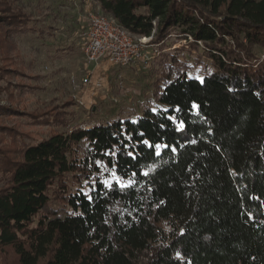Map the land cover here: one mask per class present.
I'll use <instances>...</instances> for the list:
<instances>
[{"label": "trees", "instance_id": "1", "mask_svg": "<svg viewBox=\"0 0 264 264\" xmlns=\"http://www.w3.org/2000/svg\"><path fill=\"white\" fill-rule=\"evenodd\" d=\"M94 1L159 48L191 38L215 70L189 76L164 53L138 114H46L47 138L0 149V264H264V0ZM1 13L8 54L37 27Z\"/></svg>", "mask_w": 264, "mask_h": 264}, {"label": "rangeland", "instance_id": "2", "mask_svg": "<svg viewBox=\"0 0 264 264\" xmlns=\"http://www.w3.org/2000/svg\"><path fill=\"white\" fill-rule=\"evenodd\" d=\"M95 4L94 0H0V19L1 10L11 8L34 19L37 27L34 33L11 36L8 43L14 51L7 54L0 46L1 150L17 151L24 143L47 138L55 129L39 120L46 114L71 113L85 125L138 114L154 101V84L163 75L159 58L164 53L179 57L190 69L189 76L203 74V64L215 70L192 48V39L174 35L160 48L150 41L157 53L149 70L120 68L109 60L88 64L82 32ZM253 51L264 55L259 48ZM102 168L109 173L105 165ZM6 257L3 264H16L14 256Z\"/></svg>", "mask_w": 264, "mask_h": 264}, {"label": "built area", "instance_id": "3", "mask_svg": "<svg viewBox=\"0 0 264 264\" xmlns=\"http://www.w3.org/2000/svg\"><path fill=\"white\" fill-rule=\"evenodd\" d=\"M89 15L88 25L82 32L83 53L88 64L109 60L120 68L150 69L157 53L150 42L152 36L134 37L115 18L104 14L97 2Z\"/></svg>", "mask_w": 264, "mask_h": 264}, {"label": "snow or ice", "instance_id": "4", "mask_svg": "<svg viewBox=\"0 0 264 264\" xmlns=\"http://www.w3.org/2000/svg\"><path fill=\"white\" fill-rule=\"evenodd\" d=\"M198 107H199V106H198L196 103H193V104H192V108H193V109H198ZM177 127L180 128V129H183V128L185 127V125H184V123L181 121V122H179V124L177 125ZM144 143L147 144L148 141H144ZM155 147H156V149H157L156 154L159 155V154H160V152H159L160 145H155ZM130 155H131V154H130ZM96 163H97V165H100V164H101V161H97ZM103 170H104V169L102 168V171H103ZM111 175H112V178L115 179V180L117 181V183H120V178H119V176L116 175V171H115V169L112 170ZM103 183H104L105 187H111V181H110V180H107V179H106V180L103 181ZM121 186L123 187V184H121Z\"/></svg>", "mask_w": 264, "mask_h": 264}]
</instances>
